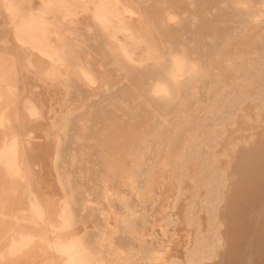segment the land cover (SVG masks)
Masks as SVG:
<instances>
[{"label":"bare ground","instance_id":"1","mask_svg":"<svg viewBox=\"0 0 264 264\" xmlns=\"http://www.w3.org/2000/svg\"><path fill=\"white\" fill-rule=\"evenodd\" d=\"M107 1L101 13L91 10V17L100 24L104 45L116 66L114 69L125 76L133 72V54L126 44L115 43L116 34L102 25V19L113 15L125 37L130 35L138 40L141 36L149 44L157 38L155 31L164 35L165 30L149 17L144 16L147 26L143 25L145 20L132 18L130 14L120 17L118 11L124 7L123 0ZM3 3L8 6L12 17L20 7L10 0H0V5ZM48 3L50 0H43V9L37 14L33 12V6L27 10L29 15L26 13L27 20L39 26L42 39L37 42L32 38L31 47L18 44L21 57L13 56L18 107L24 109L12 117L14 136L7 144V134L4 133L0 153L12 152L21 189L19 196L14 194L8 198L5 190L0 196V264H264V125L261 126L264 124V52L261 60L244 62L240 69L242 74L235 77L234 85L218 93L208 108L210 123H206V117L196 123L192 121V124H188L190 120L179 118L168 123L166 128L158 125L141 135L136 132L137 138L133 141L131 134L132 142L123 137L116 138L110 131L101 134L99 140L108 175L118 177L121 184L128 182L142 207L149 203L152 226L158 225L164 230L171 222L172 209L177 205L181 207L182 216L181 226L173 227L171 236L165 233L163 242L154 246L151 243L144 252L132 255L120 253L112 245L111 236L117 232L118 223L133 229L130 219L134 211L130 209V212L118 214L108 209L102 213L105 231L101 233L100 245L106 242L104 252L88 244L87 227L74 207L77 187L60 163L61 135L73 110L67 106L60 110L53 105L50 108L45 97H39L28 85L35 81L66 92L70 82L76 80L91 90L95 85L108 86L111 76L104 67L106 63H98L96 71L90 64L83 38L77 29L71 27L75 20L67 18L69 5L63 0L53 5ZM213 30L218 31L217 27ZM251 36L249 33L246 37ZM155 50H146L149 51L147 60L152 68H161L164 73L155 85L150 82L153 87L146 91L152 102L165 105L171 90H175L173 87L177 88L181 83L179 78L182 75L188 72L187 81L191 83L203 72L199 69L189 72L191 56L185 51ZM0 62L4 63V59ZM7 77L6 71L0 70V80L7 81ZM4 87H0V113L5 104ZM242 130L247 133L240 132ZM141 175L143 182L138 185L137 178ZM180 199H185V205ZM182 206L185 207L182 209ZM142 217L144 219L143 214ZM179 231L183 233L179 234ZM137 234L140 241L145 240L142 231ZM182 236L184 249L180 250L178 244Z\"/></svg>","mask_w":264,"mask_h":264},{"label":"rangeland","instance_id":"2","mask_svg":"<svg viewBox=\"0 0 264 264\" xmlns=\"http://www.w3.org/2000/svg\"><path fill=\"white\" fill-rule=\"evenodd\" d=\"M10 1H12V4L16 2V5H20V7L16 8L15 14L12 17L6 3L0 5V61L4 59V63L0 62V66L2 67L0 70L4 69L8 76L7 81L3 82L0 80V87L6 86L3 89L4 103L6 105L4 104L3 107H7L6 109L3 108L4 110L1 109L3 112L1 111L0 113V143L4 141V133H6L7 138L9 137L8 139L5 138L7 144L11 143V136H14L12 117L24 109L18 107L20 101L17 97V92H15L17 90L13 78L14 59H20L21 57L18 44L22 47H31L33 44L32 38H34V41L42 39L39 26L33 21L27 20V16L29 15L27 10L33 6V12L37 14L36 12H41L43 9V0H23V3L21 0ZM17 1L20 3L18 2V4ZM63 1L69 5L67 7L69 8L67 18L75 20V23L73 22L71 27H74L75 30L77 29L85 42V49L87 50L90 64L96 71L98 65L106 63L104 67L111 76V80L108 86L95 85L91 90L76 80L70 82L66 92L62 89H59V91L57 87L41 85L40 82L38 84L35 81H31L28 88L36 92L39 97H45L47 106L49 107L53 105V108L60 110L67 106L69 107L68 109L73 110L68 116L66 129L61 135L62 157L60 163L65 167L66 172L71 175L77 187L74 207L78 217L87 227L90 237L88 244L95 249H103L106 252V242H104L103 246L100 245L101 233L105 231L102 213L110 209L118 214H124L130 212L131 209V211H134L130 219L133 229H131L132 226L125 227L124 224L118 223L117 232L111 236L112 245L120 253L139 254L146 250L147 245L154 243V246L163 242L166 238L165 233L171 236L174 228L181 226L182 216L181 210H179L181 207L177 205V207L172 209L171 222L164 228L166 232L158 225L152 226L153 218L151 219L152 216H149L151 215L152 208L149 203L142 207L138 201L136 192L131 191L128 182L121 184L118 177L108 175L106 164L102 157L103 146L99 137H101L104 131H110L116 138L123 137L125 141L130 142L131 134H133V137H131L133 141L134 138H137V133L141 135L145 131L149 132L150 128L158 125L164 128L168 126V123H172L175 119L179 118L180 120L183 118L188 121L190 120L189 123L188 121L186 123L192 124V121L196 123L198 120L206 117V123H210L208 108L213 104L214 99L219 95L218 93L228 86L234 85L235 77L242 74V70L240 69H242L244 62L250 60V63H252L261 60V57H263L264 16L262 17V15L264 13V0H123L124 7L119 8L118 11L120 17L124 16V14H130L132 18H137L142 22L145 20L146 22L143 25H146L148 22L144 16L149 17V19L156 23V26H161L165 30L164 35L155 31L157 38L152 44H149V41H145L146 39L141 36H138V40H134L130 35L125 37L123 32L118 28L117 21L115 17L113 18V15H109V17L107 15V18L102 19V25L116 34L115 39L117 41L114 40L115 43L118 42L117 44L119 45L126 44L127 49H130V52L133 54L132 69L134 67L135 71L133 69L131 74L125 76L123 72L114 69L116 66L112 64V57L104 45V35L102 29H100V24H96L97 22L91 17L92 11L101 13L108 1ZM100 1H104L102 2L103 4H100ZM50 3L48 4H56L58 0H50ZM9 21L14 25V28ZM45 22L47 23V20ZM16 24L18 28L15 27ZM259 25H261V29ZM213 27H217L218 31L215 32ZM246 28L248 30H245ZM244 33L245 35H243ZM249 33L252 36L247 38L246 36ZM31 35L32 37H30ZM147 47L149 50L152 48V51L157 49L155 50L157 52L165 50L168 53H171L172 50L185 51L189 57L191 56V63L193 64H191L193 69L189 66V72L199 69L203 74L200 77H195L189 83L187 81L189 74L188 72L185 73L179 78L181 83L178 84L177 88L174 86L175 90H171L172 94H169V100H167L165 105H159L161 102H152L147 96L148 92L152 89L153 84L155 85L161 78L164 71L161 68H152L149 65L150 62L147 60L149 51H146L148 50ZM40 49L48 50L47 47H41ZM12 50H14V54ZM238 63H241V65ZM238 66L240 67L238 68ZM237 70L239 71L236 73ZM144 72L146 73L144 74ZM146 74L148 76L144 78ZM150 82H153V84ZM77 83L78 86H76ZM142 84L144 85L143 87ZM185 84H187L186 87H184ZM173 95L174 97H172ZM17 108L19 109L17 110ZM109 125L111 126L109 127ZM263 125L261 124V126ZM240 132L247 133L243 130ZM119 139L121 140V138ZM243 144L245 145V143ZM5 152L0 153V164H2L0 165V184L3 185H0V196H2V191L5 190L3 191L4 194L10 198L11 196L14 197V194L19 196L21 188L18 185L15 174L12 152L10 150H6ZM146 156L148 155L146 154ZM1 159L3 160L2 162ZM142 182L143 177L141 175L137 178V184L140 185ZM122 196L123 199L121 198ZM185 199L179 200L182 205H185ZM1 203L0 199V205ZM184 207L182 206V209ZM143 208H145L144 213L142 212ZM142 214L144 215V219ZM150 225L152 229H148L151 228ZM140 231H142L143 235L147 232V235H144V241H140L138 238L137 233ZM161 232L163 233L161 234ZM134 233L137 234L136 238ZM181 233L183 232L181 231L179 234ZM179 239L181 241L178 244L181 246V249H179L182 250L184 249L182 247L184 237L182 236ZM127 249L128 251H126Z\"/></svg>","mask_w":264,"mask_h":264}]
</instances>
